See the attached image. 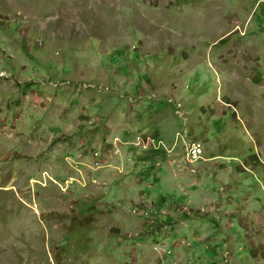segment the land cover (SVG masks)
I'll return each instance as SVG.
<instances>
[{"label":"rangeland","instance_id":"374dc122","mask_svg":"<svg viewBox=\"0 0 264 264\" xmlns=\"http://www.w3.org/2000/svg\"><path fill=\"white\" fill-rule=\"evenodd\" d=\"M0 264H264V0H0Z\"/></svg>","mask_w":264,"mask_h":264},{"label":"built area","instance_id":"2783aa9c","mask_svg":"<svg viewBox=\"0 0 264 264\" xmlns=\"http://www.w3.org/2000/svg\"><path fill=\"white\" fill-rule=\"evenodd\" d=\"M202 154V150L199 144H194L191 146L189 151V159L191 163L196 162Z\"/></svg>","mask_w":264,"mask_h":264},{"label":"crops","instance_id":"0c3cea01","mask_svg":"<svg viewBox=\"0 0 264 264\" xmlns=\"http://www.w3.org/2000/svg\"><path fill=\"white\" fill-rule=\"evenodd\" d=\"M175 93H178V91H176ZM181 114H183V113H181ZM147 128H149V127H147V126H145V127H143V129H145V130H143L142 132H146L148 129ZM161 132V131H160ZM162 133V132H161ZM158 135H159V132H158ZM190 196V194L188 195V197ZM193 201V203H194V200L192 199V197H190V201H187V203L190 205L191 204V202ZM205 234L206 235H208V236H210V237H213V234L210 232V231H208V232H205ZM231 240H233L234 238H232V237H229Z\"/></svg>","mask_w":264,"mask_h":264},{"label":"trees","instance_id":"16d2710c","mask_svg":"<svg viewBox=\"0 0 264 264\" xmlns=\"http://www.w3.org/2000/svg\"><path fill=\"white\" fill-rule=\"evenodd\" d=\"M72 227H73V224L70 225L69 232L72 230ZM73 235L78 236V234H75V233H74ZM81 241H82V240H81Z\"/></svg>","mask_w":264,"mask_h":264}]
</instances>
